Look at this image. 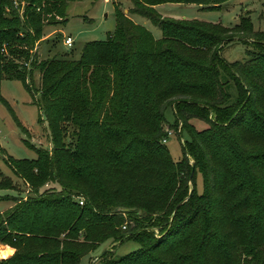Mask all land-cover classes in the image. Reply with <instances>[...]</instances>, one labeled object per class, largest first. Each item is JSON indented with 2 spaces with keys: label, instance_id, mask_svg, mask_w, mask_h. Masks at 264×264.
<instances>
[{
  "label": "trees",
  "instance_id": "16d2710c",
  "mask_svg": "<svg viewBox=\"0 0 264 264\" xmlns=\"http://www.w3.org/2000/svg\"><path fill=\"white\" fill-rule=\"evenodd\" d=\"M71 1L0 0V83L31 90L27 75L39 72L51 142L6 158L28 191L0 212V245L14 249L0 264H80L99 248L100 264H264V32L246 16L227 27L154 7L228 0H131L160 38L116 6L114 30L77 59H39ZM234 37L250 48L228 62L220 51ZM0 103L25 130L1 92ZM167 107L187 136L178 161L161 141ZM0 189L16 190L1 170ZM127 239L138 248L104 247Z\"/></svg>",
  "mask_w": 264,
  "mask_h": 264
},
{
  "label": "rangeland",
  "instance_id": "374dc122",
  "mask_svg": "<svg viewBox=\"0 0 264 264\" xmlns=\"http://www.w3.org/2000/svg\"><path fill=\"white\" fill-rule=\"evenodd\" d=\"M118 6L134 22L146 27L155 38L161 37L160 29L152 22L137 13H132L133 3L131 0H76L68 3L67 22L60 27L61 36L53 33L48 38L37 44L39 59H45L53 55L77 59L83 45L91 40H104L116 25L115 8ZM156 11L162 16L178 19H197L201 21L220 23L231 27L239 23L241 16L248 17L254 31L264 32V0H228L220 8L208 10L197 4H159ZM65 35L73 38L71 46L63 44ZM250 46L241 40L226 42L221 48V56L228 62L242 61L246 56V50ZM27 83L31 90L26 89L22 81L3 78L0 83V92L3 98L11 106L15 116L22 128L16 123L8 108L0 103V170L11 177L16 190L0 189V211L14 204L13 197H24L27 195L28 186L19 177L13 174L7 164V156L15 159L35 158V152L25 143L45 149L51 148L50 132L44 113L39 105V92L36 88L40 82V74L37 70L33 72L32 78L27 75ZM228 91L233 94L232 83L227 86ZM165 129L173 130L167 137L165 143L172 159L178 161L182 157V142L187 138L186 134H180V128H171L174 122V114L171 107L165 110ZM201 126L199 121L194 122ZM51 185H49L50 187ZM198 191L202 190L200 175L197 178ZM107 243L104 247L112 249L116 256L124 255L138 248V242L127 239L122 243ZM102 251L99 248L84 256L80 264H100L96 256ZM4 254V253H3ZM1 255V254H0ZM12 255V254H11ZM9 257V256H8ZM7 258V257H6Z\"/></svg>",
  "mask_w": 264,
  "mask_h": 264
},
{
  "label": "built area",
  "instance_id": "2783aa9c",
  "mask_svg": "<svg viewBox=\"0 0 264 264\" xmlns=\"http://www.w3.org/2000/svg\"><path fill=\"white\" fill-rule=\"evenodd\" d=\"M72 43H73V38H72L71 36H65V37L63 38V44H64L65 46H71ZM178 128H180V125H178ZM165 130H166V135H165V136L162 138V140H161L163 143H166V141H167V137H168L170 134L173 133V130H171V129H165ZM79 203L82 204V200H80Z\"/></svg>",
  "mask_w": 264,
  "mask_h": 264
},
{
  "label": "crops",
  "instance_id": "0c3cea01",
  "mask_svg": "<svg viewBox=\"0 0 264 264\" xmlns=\"http://www.w3.org/2000/svg\"><path fill=\"white\" fill-rule=\"evenodd\" d=\"M177 4H180V3H177ZM159 5V4H158ZM158 5H155L154 7H155V9L157 8V6ZM66 36V35H65ZM67 36H70V35H67ZM8 207H10V205L9 206H7V208ZM6 208V209H7ZM3 210H1L0 212H2ZM3 252H5L4 254H3ZM14 252V249L13 248H11V247H9V246H7V245H0V258H6V257H8V256H10L12 253ZM84 258V257H83ZM82 258V259H83ZM81 259V260H82Z\"/></svg>",
  "mask_w": 264,
  "mask_h": 264
},
{
  "label": "water",
  "instance_id": "95a60500",
  "mask_svg": "<svg viewBox=\"0 0 264 264\" xmlns=\"http://www.w3.org/2000/svg\"><path fill=\"white\" fill-rule=\"evenodd\" d=\"M233 39H235V37L234 38H232V40ZM236 39H239V38H236ZM218 53H219V51H217ZM192 173H193V170H192V172H191V175H192ZM118 210H120V211H122V212H125V211H129V210H132V211H134V209H123V208H119ZM107 249L105 248L104 250H103V252H105Z\"/></svg>",
  "mask_w": 264,
  "mask_h": 264
},
{
  "label": "bare ground",
  "instance_id": "6f19581e",
  "mask_svg": "<svg viewBox=\"0 0 264 264\" xmlns=\"http://www.w3.org/2000/svg\"><path fill=\"white\" fill-rule=\"evenodd\" d=\"M3 253H5V252H3Z\"/></svg>",
  "mask_w": 264,
  "mask_h": 264
}]
</instances>
